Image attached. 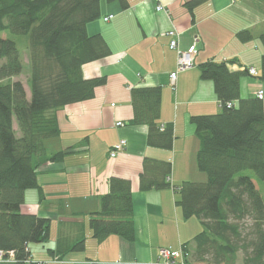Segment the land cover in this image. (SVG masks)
<instances>
[{
	"label": "trees",
	"instance_id": "1",
	"mask_svg": "<svg viewBox=\"0 0 264 264\" xmlns=\"http://www.w3.org/2000/svg\"><path fill=\"white\" fill-rule=\"evenodd\" d=\"M117 1L129 7L128 0ZM206 0H189L194 7ZM102 0H0V32L23 37L29 54L30 98L23 82L13 79L24 65L18 42L0 36V264H43L32 257L31 245L47 243L51 218L24 213L26 192L39 189L38 169L47 161L64 159L71 149L49 154L46 139L60 134L56 111L71 103L91 99L106 77L86 78L83 66L112 54L102 33L89 34L88 23L102 16ZM243 41L250 30L238 32ZM264 46V31L260 34ZM230 60L210 59L200 64V77L214 82L221 109L195 114L191 121L200 139L198 168L206 181L186 180L176 188L177 205L185 218L197 217L203 229L182 246H194L192 264H264V100L241 94V78L248 67L231 70ZM260 75L264 79V54ZM132 124L147 125L151 146L172 149L174 127L161 125L162 88L131 89ZM229 103H231L230 106ZM17 122L20 135L14 127ZM255 173V179L247 171ZM170 160L145 157L140 173L143 191L163 189L172 183ZM249 217L255 237L241 244L239 222ZM92 237L99 243L116 234L136 238L132 183L120 176L109 178V191L100 197L99 209L89 214ZM250 248L248 252L247 249ZM86 249L83 233L73 241L59 237L50 254L65 257ZM246 256L238 262L239 251ZM60 259V258H59Z\"/></svg>",
	"mask_w": 264,
	"mask_h": 264
},
{
	"label": "crops",
	"instance_id": "2",
	"mask_svg": "<svg viewBox=\"0 0 264 264\" xmlns=\"http://www.w3.org/2000/svg\"><path fill=\"white\" fill-rule=\"evenodd\" d=\"M187 1L128 0L129 7L124 9L117 1L102 0V16L88 23V33H102L112 54L84 64L83 73L86 78L105 76L106 83L96 87L93 98L56 111L60 134L46 139L47 152H72L39 167L41 191L28 190L21 205L24 213L51 218L50 240L31 245L35 260H50L48 264H150L158 258L160 248L178 249L199 232L198 220L185 218L177 205L176 188L186 180H207L198 168L200 139L191 116L221 109L214 82L200 77V64L234 59L231 70L254 66L260 73L264 0H206L194 7L193 16ZM160 3L166 11L157 9ZM109 14L113 17L105 21ZM173 28L180 49L189 50L193 45L197 49L193 66L180 71L175 83L170 74L177 69L178 51L170 47L172 37L167 34ZM244 29L251 31L252 40L243 42L238 37ZM155 85L162 88L161 125L174 127L172 149L149 145L148 126L131 123V89ZM24 86L30 98V88ZM258 89L264 90L260 75L248 72L242 76L243 97L255 95ZM119 121L124 124L118 125ZM121 139L126 146L111 157L110 149ZM145 157L171 161L170 187L141 190ZM113 175L132 183L136 238L129 241L112 234L99 243L91 235L89 214L99 209L100 197L109 191ZM83 233L84 251L63 258L48 252L59 237L73 241ZM193 252L191 245L190 262ZM54 258L59 262H52Z\"/></svg>",
	"mask_w": 264,
	"mask_h": 264
},
{
	"label": "built area",
	"instance_id": "3",
	"mask_svg": "<svg viewBox=\"0 0 264 264\" xmlns=\"http://www.w3.org/2000/svg\"><path fill=\"white\" fill-rule=\"evenodd\" d=\"M158 10H164L166 11V8L164 7L163 4H158L157 6ZM113 17V14H109L105 16L104 20L108 21ZM167 34L171 36V41H170V47L173 49H177L178 51V66L177 69L172 71L170 74V78L172 83H175L178 73L180 71H183L187 68H190L194 64V58L196 54V47L193 45L189 50H182L179 47V42H178V32L176 29H170L168 30ZM248 71L250 74L257 75L258 70L254 66H249ZM257 97L260 99H264V90L263 89H258L256 92ZM231 103H229L228 106H230ZM118 125H123L124 122L119 121L117 122ZM126 140L121 139L117 143H115L112 148L110 149V156L115 157L119 152H121L124 147L126 146ZM170 181V176L167 178ZM1 255V254H0ZM185 252L183 249V246H181L178 249H173L169 247H162L159 249V255L156 260H153L150 262V264H192L189 261H186L185 258ZM91 264H94V261H89Z\"/></svg>",
	"mask_w": 264,
	"mask_h": 264
},
{
	"label": "rangeland",
	"instance_id": "4",
	"mask_svg": "<svg viewBox=\"0 0 264 264\" xmlns=\"http://www.w3.org/2000/svg\"><path fill=\"white\" fill-rule=\"evenodd\" d=\"M0 36L1 37H10L14 40H16L18 42V45H19V48L21 50V58H22V61H23V65H24V68H23V71L20 75L16 76L15 78L13 77V79H19L23 82V84H26L29 86V77H30V63H29V54H28V51L27 49L25 48V44H24V39L23 37H19L18 35H14L12 34L10 31L8 30H5V31H2L0 32ZM14 125L16 127V132H17V135L19 136L20 135V130H19V127H18V124L16 121H14ZM248 174H250L252 177H254L255 179H257L255 177V173L251 170L247 171ZM204 178L203 179H207V174L204 172ZM259 184L261 185L262 187V190L264 191V182L263 181H258ZM195 219L194 220H198L197 224H199V232L203 229V226L200 222V220L197 218V217H194ZM253 221L251 218L249 217H246L244 218L243 220H241L239 222V225H240V230H241V235H242V241H240L241 244H246L248 245V242L251 241V239H253L255 237L254 233L251 232V225H252ZM195 226V224H193ZM193 225H191V228L193 227ZM198 233V232H196ZM194 233V235L196 234ZM193 235V236H194ZM193 239V238H192ZM191 239V240H192ZM184 249V248H183ZM247 251L249 252L250 251V248L247 249ZM185 252V260L186 261H189V253H186V251L184 250ZM246 256V251L244 249L240 250L239 251V255H238V262L239 263H242L244 258ZM43 264H48L50 263L51 261L50 260H37ZM59 262L58 258H54V260L52 262ZM190 262V261H189ZM88 264H91L89 261H88Z\"/></svg>",
	"mask_w": 264,
	"mask_h": 264
}]
</instances>
